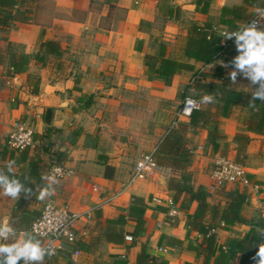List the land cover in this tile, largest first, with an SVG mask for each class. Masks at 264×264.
Returning <instances> with one entry per match:
<instances>
[{"label":"crops","instance_id":"1","mask_svg":"<svg viewBox=\"0 0 264 264\" xmlns=\"http://www.w3.org/2000/svg\"><path fill=\"white\" fill-rule=\"evenodd\" d=\"M159 2L25 0L26 6L32 9L30 21L14 22L7 29H0V54L6 53L8 41L19 45L31 56L45 40L59 42L63 50L58 56L48 55L44 65H37L31 58L28 70L23 73L14 74L6 63L0 64V164L6 167L14 161L13 171L22 174L21 183L25 188L32 189L25 183L27 161L19 159V152L10 160L11 148L7 145V154L2 156L13 122L24 120L34 126L35 132L41 133L43 113L52 108L54 126L66 133L70 130L78 132L74 143L68 139L59 148L65 153L61 164L72 173L56 178L59 183L52 185L55 194L45 201L36 198L39 187L35 186L25 202L30 210L40 211L46 201L53 200L76 212L90 211L89 217L76 223L77 242L81 245L69 251L62 249L47 259L58 258L62 264H115L114 256H119L127 264H134L144 247L146 253L162 257L169 264H203V257L188 248L189 238L199 236L193 231L187 236L186 214L178 208L179 202L176 203L178 215L167 213L168 203L172 200L168 180L170 176H177L176 171L160 166L159 170L136 180L115 201L103 203L106 196L121 190L127 183L137 159L153 151L161 141L175 119L182 97L194 92L195 98L200 100L204 95L193 86L194 76L203 74L207 82L221 81L213 75L215 63H203L184 56L187 27L192 22L201 24L206 20L216 25L223 6L243 5V0H169L171 6L179 7L180 15L166 18L159 14ZM257 8L258 5L249 7L248 16L236 20L235 26L247 21ZM159 17L163 21L161 26L157 25ZM160 44L166 46V57L189 62L193 69L175 74L170 84L149 77L143 58L145 54H156ZM232 70L229 67L223 70L229 88L228 73ZM33 71L40 76L38 93L30 92L27 81L28 73ZM237 84L241 86L235 89L238 91L256 88L249 86V81L240 74ZM84 95L88 97L83 98ZM167 103L173 104L171 115L165 111ZM204 107L206 104H200V108ZM248 111L249 105L238 103L232 106L228 117L219 118L218 127L223 137L218 139L217 151L207 143V129L190 127L187 138L193 149L188 170L193 172L194 185L207 189L214 159L219 155L235 158L233 138L239 131L246 133L250 140L242 163L249 183L228 184L210 194L208 201L223 204L224 191L245 190L248 200L241 207V216L256 221L264 218V132L246 129L244 119ZM187 121L188 117L178 119V122ZM29 153L35 154L37 150L30 148ZM40 156L44 161L48 158L42 153ZM106 166H110L108 176L104 174ZM31 182L35 184V180ZM133 195L143 197L148 204L144 210L145 231L133 236L130 242L125 238L120 243L107 241V230L118 229L124 235H130L133 230L134 221L130 219L121 227L107 222L128 210ZM17 200L0 196V222L6 221L13 227L12 213ZM194 206L192 204L190 211ZM248 229L247 224L219 229L217 242L223 243L230 237L240 238ZM15 232L16 236L4 242L24 239L26 233L30 234L16 229ZM75 248L80 251L77 257L72 256Z\"/></svg>","mask_w":264,"mask_h":264},{"label":"trees","instance_id":"2","mask_svg":"<svg viewBox=\"0 0 264 264\" xmlns=\"http://www.w3.org/2000/svg\"><path fill=\"white\" fill-rule=\"evenodd\" d=\"M198 2V1H197ZM264 6V0H243L242 6L221 8V13L214 25L211 20L203 23L192 22L187 27L186 42L183 47V54L188 59L203 63H216V60H223L229 68H232L231 61L238 54L234 41L220 44V30L223 28H234L235 21L239 18L248 16L247 9L251 6ZM159 14L166 18H178L180 9L178 6H171L169 0H160L158 4ZM32 9L26 6L25 0H0V29H7L14 22L30 21ZM223 25V26H220ZM166 46L160 44L159 51L156 54H145L143 64L149 77L162 79L165 84H170L175 74L183 70L193 69V65L186 61H181L172 57L165 56ZM62 48L59 42L54 40H45L39 43L38 50L31 56L26 53L17 44L7 42L5 54H0V64L6 63L8 70L14 74L23 73L28 70L30 59L33 58L37 65H44L48 55L58 56L62 54ZM224 68L219 64L215 65L213 75L221 81L207 82L203 74L194 76L193 86L201 90L203 94H211L215 97V102L206 104V107L194 110L188 117L187 122H178L175 126L169 127L161 141L154 150V157L160 166L170 168L177 172V176H170L168 188L172 192V201L178 208L186 214L187 236L193 231L200 235L198 238H189L188 248L195 251L197 256L203 257V264H255L252 257L258 250V245L264 243V218H258L256 221L245 219L241 216V207L248 200V194L245 190L224 191L222 196L225 199L223 204H210V197L207 189L202 185H194L193 172L188 170L189 158L193 146H189L187 132L190 127L207 129V143L214 151L219 149L218 139L223 137L219 130L218 122L220 117H228L234 104L249 105V98L252 91H238L227 86ZM27 81L30 85L31 93H38L40 76L38 73H28ZM76 87V86H75ZM84 95L83 98H87ZM87 100V99H86ZM88 101V100H87ZM89 102L86 104L88 105ZM255 108L249 106V111L244 119L246 129L255 133L264 132V102L255 101ZM53 109L47 108L43 113L42 120L44 129L41 133L34 132L33 139L39 141L38 152L30 154V148L23 150L11 149L9 153L10 160L13 155L19 152V159L27 161V180L25 183L32 189L42 187L47 181L41 179L42 172H49L53 163L61 164L65 159V153L60 151L59 147L53 150L55 141L52 136L55 133H61L62 129L52 124ZM78 136L76 130H72L69 141L74 143ZM250 137L243 131L235 134L233 142L236 147L235 159L242 161L244 151L249 143ZM6 143L3 145L2 156L7 154ZM40 153L48 156L44 161ZM224 154V153H223ZM6 175L11 178L14 174L17 179L23 181L22 174L13 171L8 172V168L0 164ZM110 166L105 167V175L108 174ZM249 177V176H248ZM31 180H35L32 184ZM26 194L22 193L16 201L13 209V227L17 231H28L32 221L39 215L40 211L30 210L25 205ZM192 204L194 209L190 211ZM147 202L143 197L133 195L130 206L125 213L119 214L115 220H107L112 224L124 225L127 219L134 221V228L130 235H140L147 227V220L144 217V210ZM166 211V208H161ZM235 224H247L249 229L240 237H230L223 243L217 242V233L210 232L211 229H228ZM107 241L120 243L124 239V232L118 229L107 230L105 232ZM80 241L76 245H66L64 251H69L74 247H79ZM115 264H127V261L119 256H114ZM22 264V261L19 262ZM44 264H50L45 257ZM134 264H169L162 257L146 253L142 247L137 255ZM190 264V263H185Z\"/></svg>","mask_w":264,"mask_h":264},{"label":"clouds","instance_id":"3","mask_svg":"<svg viewBox=\"0 0 264 264\" xmlns=\"http://www.w3.org/2000/svg\"><path fill=\"white\" fill-rule=\"evenodd\" d=\"M222 42L234 39L237 55L231 61L232 71L228 73L231 81L230 87L238 89L237 75L249 81V86H256L249 98V106L255 108V101L264 102V8L256 9V18L241 25L237 30H223L219 33ZM215 64L221 67H228L223 60H216ZM211 65V68L214 65ZM215 102V97L211 94L203 95L199 102L187 99L185 101L186 113H190L193 108H198L199 104H211ZM14 161L9 162L6 167L8 172H13ZM41 179L47 181L45 186L40 187L37 192V199L45 201L55 194L54 184H58L55 170L51 173L42 172ZM21 192L26 194V199L33 194L32 189L25 188L19 179L13 174L10 178L3 169H0V196L19 199ZM52 229H49L51 231ZM43 231H34L32 234H25L24 239L6 243L10 237L16 236L15 229L8 222H0V264H44L45 257L56 254V248L51 244L45 246L40 237L45 235ZM65 234H67L65 230ZM264 235V233H261ZM71 239V237L69 236ZM255 264H264V243L258 245V250L252 257Z\"/></svg>","mask_w":264,"mask_h":264},{"label":"built area","instance_id":"4","mask_svg":"<svg viewBox=\"0 0 264 264\" xmlns=\"http://www.w3.org/2000/svg\"><path fill=\"white\" fill-rule=\"evenodd\" d=\"M259 8H264L261 6ZM256 18V10L252 16L245 22L240 25L235 26L234 28L228 29L223 28L220 31L228 30L233 31L237 30L241 25L251 21ZM235 38L231 40H222L220 41L221 45L226 44L227 42L234 41ZM225 63V62H224ZM226 64V63H225ZM220 65V64H219ZM228 68V67H223ZM187 99H192L193 101L199 102L193 96L186 94L182 97L180 106L176 111L175 119L172 121L171 126H175L178 123V119L181 117H189L194 110L200 108H193L190 113H186L185 101ZM33 127L24 120L18 119L13 122L12 128L7 134L5 143L6 145L15 150H23L26 148H33L36 144V141L33 139L34 134ZM155 150V149H154ZM154 150L147 152L141 155L135 162L133 171L129 177L127 183L123 186L121 190L114 191L112 194L106 196L103 200V203H111L115 201L121 193L133 184L136 180L146 177L149 174L159 170L160 165L157 163L154 157ZM55 170L56 178L61 179L72 173V170L65 167L62 164L53 163L50 166L49 172L51 173ZM250 178L248 177L245 166L242 161L236 160L229 156L219 155L214 161L210 172V182L208 184L207 191L209 194L216 192L217 190L224 188L228 184H248ZM90 211L76 212L71 210L68 206L63 204H57L53 200L46 201L42 208L40 209L39 215L32 221L29 227V233L32 234L34 231H43L46 234L42 235L40 239L45 246L51 244L56 248V254L64 249L66 245H74L77 242V236L75 233V227L78 220L84 217H89ZM168 215L176 216L179 214L177 205L170 200L168 203ZM49 229H52L49 231ZM65 230L67 234H65ZM210 232L217 233L218 229H211ZM199 237L200 235L197 234ZM71 237V239L69 238ZM126 241H132L133 237L131 235L124 236ZM80 251L78 248H75L72 251V256L77 257ZM23 264V261H22Z\"/></svg>","mask_w":264,"mask_h":264},{"label":"rangeland","instance_id":"5","mask_svg":"<svg viewBox=\"0 0 264 264\" xmlns=\"http://www.w3.org/2000/svg\"><path fill=\"white\" fill-rule=\"evenodd\" d=\"M162 23H163L162 18L159 17V19H157V25L158 26H161ZM33 72L34 73H37V71H33ZM189 95L190 96H193V97H197V96H195V93L194 92L192 94H189ZM173 110H174L173 104L172 103H167L166 106H165V111L171 115L173 113ZM162 124H163V126L166 125V124L164 125V123H162ZM32 127H33V129L35 131L34 126H32ZM70 131L68 133L62 131L61 133H55V134H53L52 138L55 141V146L53 147V150H56L57 147H59V146L65 145L66 141H68V139L70 137V134H71ZM40 144L41 143L39 141L38 142L36 141V144L34 145V147L32 149L37 150V152H38V149H39ZM67 257L70 258L69 257V253H67ZM47 260H48V262L50 264H62V263H60V261H59L60 259H58V258H50V259H47Z\"/></svg>","mask_w":264,"mask_h":264}]
</instances>
